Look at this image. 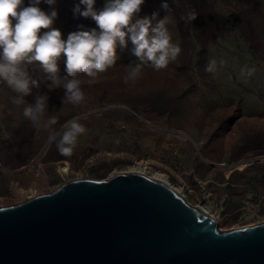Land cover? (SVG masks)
<instances>
[{"label":"rangeland","instance_id":"obj_1","mask_svg":"<svg viewBox=\"0 0 264 264\" xmlns=\"http://www.w3.org/2000/svg\"><path fill=\"white\" fill-rule=\"evenodd\" d=\"M105 3L95 0L94 8ZM164 3L145 0L137 16H169L172 42L181 52L165 69L145 66L135 82L125 83L128 64L136 63L129 39L117 49L116 64L94 83L80 77V105L63 104L64 89L50 88L38 63L26 66L38 86L30 85L24 104H14L16 93L0 81V207L71 179L133 171L163 174L221 229L264 220V0H166L169 11ZM77 5L81 12L86 8L80 0H41L38 6L57 12L52 27L66 40L73 31L99 30L91 17L74 12ZM189 13L196 18L189 20ZM213 60L216 70L206 72ZM59 74L66 75L63 57ZM39 95L48 96L44 118H57L53 129L87 116L81 121L87 133L70 156L49 143V130L23 115Z\"/></svg>","mask_w":264,"mask_h":264},{"label":"water","instance_id":"obj_2","mask_svg":"<svg viewBox=\"0 0 264 264\" xmlns=\"http://www.w3.org/2000/svg\"><path fill=\"white\" fill-rule=\"evenodd\" d=\"M0 264H264V220L221 229L139 172L71 179L0 207Z\"/></svg>","mask_w":264,"mask_h":264},{"label":"clouds","instance_id":"obj_3","mask_svg":"<svg viewBox=\"0 0 264 264\" xmlns=\"http://www.w3.org/2000/svg\"><path fill=\"white\" fill-rule=\"evenodd\" d=\"M40 2L29 0V5L24 6L23 0H0V81L16 93L12 98L16 105L25 103L24 97L31 92L30 85L38 86L26 68L32 63H38L47 74L50 88L64 89L63 104L80 105L85 102L84 81L80 77L86 76L89 84L94 83L116 64L120 58L117 49L126 48L129 39L136 63L128 64L123 78L125 83L135 82L145 66L156 71L167 68L181 52L180 46L172 42L167 27L170 23L168 15L157 19L158 13L154 12L151 17L138 18L145 0H106L99 11L94 8L95 0H80L86 8L81 12L77 5L74 12L91 17L99 30L73 31L66 40L62 39L59 29L52 27L57 12L42 10L38 6ZM45 2L51 5L54 0ZM162 7L169 11L166 0ZM195 18V13L188 14L189 20ZM42 29L46 31L42 32ZM61 57L65 64L64 76L59 74ZM215 70V60L205 67L206 72ZM47 110L48 96L39 95L34 104L27 103L23 115L35 127L49 130V143H55L62 155L70 156L78 138L87 133L81 122L87 116H73L56 130L52 126L57 123V118H44Z\"/></svg>","mask_w":264,"mask_h":264},{"label":"bare ground","instance_id":"obj_4","mask_svg":"<svg viewBox=\"0 0 264 264\" xmlns=\"http://www.w3.org/2000/svg\"><path fill=\"white\" fill-rule=\"evenodd\" d=\"M153 178L158 179L162 182H164L165 184L170 186V183L168 182V180L166 179V177L163 174H156L155 176H153ZM171 187V186H170ZM174 189V188H173ZM175 190V189H174ZM177 191V190H176ZM178 192V191H177ZM204 210V212H206L207 214H209L204 208H202ZM210 216H212L211 214H209ZM213 217V216H212Z\"/></svg>","mask_w":264,"mask_h":264},{"label":"built area","instance_id":"obj_5","mask_svg":"<svg viewBox=\"0 0 264 264\" xmlns=\"http://www.w3.org/2000/svg\"><path fill=\"white\" fill-rule=\"evenodd\" d=\"M1 170H3V167H2L1 164H0V171H1Z\"/></svg>","mask_w":264,"mask_h":264}]
</instances>
